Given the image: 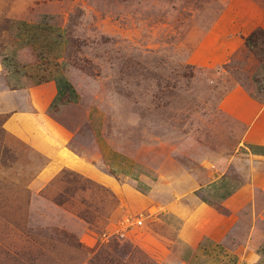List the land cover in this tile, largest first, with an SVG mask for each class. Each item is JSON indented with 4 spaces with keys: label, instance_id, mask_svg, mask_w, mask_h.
Returning a JSON list of instances; mask_svg holds the SVG:
<instances>
[{
    "label": "rangeland",
    "instance_id": "1",
    "mask_svg": "<svg viewBox=\"0 0 264 264\" xmlns=\"http://www.w3.org/2000/svg\"><path fill=\"white\" fill-rule=\"evenodd\" d=\"M21 17L61 39L39 78L57 54L78 103L50 113L74 132L71 149L114 151L116 179L141 198L153 185L155 202L123 204L66 168L37 181L44 158L8 135L0 116V264H152L140 244L149 232L174 240L178 221L157 210L171 196L226 213L218 196L239 175L224 166L232 183L214 189L205 168L241 153L244 124L264 101V36L244 42L264 32V0H0V54L19 43ZM250 210L240 209L233 237L245 234ZM253 211L264 239V192ZM127 217L141 224L125 228Z\"/></svg>",
    "mask_w": 264,
    "mask_h": 264
},
{
    "label": "crops",
    "instance_id": "2",
    "mask_svg": "<svg viewBox=\"0 0 264 264\" xmlns=\"http://www.w3.org/2000/svg\"><path fill=\"white\" fill-rule=\"evenodd\" d=\"M18 19L22 21L17 33L19 43L14 41L18 38H14L10 47L4 50L5 54H0L1 128L44 158L45 164L36 180L46 183L56 171L66 168L109 188L123 204L131 201L134 205L148 208L155 202L153 185L144 194L139 193L143 198L132 194L112 173L110 164L114 163V151L104 152L97 146L96 154L84 157L71 149L74 132L56 114L50 113L53 105L61 104L59 107L62 109L75 107L78 103L76 90L69 78L57 73L61 59L57 54L53 55L51 75L39 78L41 73H45L41 62L45 60L46 53L57 47L61 39L45 33L36 20ZM234 98L237 99V95ZM259 106L249 120L246 118L241 153H235L231 159L223 158L217 166H213V170L205 168L207 187L214 189L232 183L227 179V172L222 171L224 166L233 167L239 175L236 187L228 189L230 193L223 198L222 194L218 196V204L226 209V213H218L210 203L195 196L190 198L188 195L187 200L182 195L171 196L157 210L178 221L174 240L149 232L146 233L149 240L140 244L152 259V264L258 262L260 254L257 249L264 239L256 235L254 220L258 214L253 208L256 192H264V101ZM216 167H220V172H216ZM246 204L251 208L250 223L243 236L233 237L232 232L240 222L238 213Z\"/></svg>",
    "mask_w": 264,
    "mask_h": 264
},
{
    "label": "trees",
    "instance_id": "3",
    "mask_svg": "<svg viewBox=\"0 0 264 264\" xmlns=\"http://www.w3.org/2000/svg\"><path fill=\"white\" fill-rule=\"evenodd\" d=\"M256 35H263L264 36V32L262 29H256L254 31H252L251 33H249L245 38H244V42L246 44L247 47H250V41L251 39H255ZM230 191L225 192L221 198H223L225 195L229 194Z\"/></svg>",
    "mask_w": 264,
    "mask_h": 264
},
{
    "label": "built area",
    "instance_id": "4",
    "mask_svg": "<svg viewBox=\"0 0 264 264\" xmlns=\"http://www.w3.org/2000/svg\"><path fill=\"white\" fill-rule=\"evenodd\" d=\"M141 221H142V219L140 217L135 218V219H131V218L127 217L123 220V223L125 224L124 227L126 228V227H129L131 225H140Z\"/></svg>",
    "mask_w": 264,
    "mask_h": 264
}]
</instances>
